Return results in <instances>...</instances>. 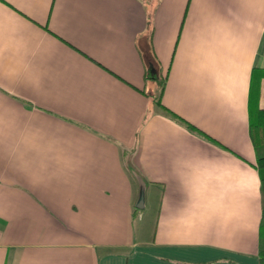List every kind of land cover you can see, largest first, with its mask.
<instances>
[{
  "label": "crops",
  "instance_id": "0c3cea01",
  "mask_svg": "<svg viewBox=\"0 0 264 264\" xmlns=\"http://www.w3.org/2000/svg\"><path fill=\"white\" fill-rule=\"evenodd\" d=\"M263 71L264 0H0V264H260Z\"/></svg>",
  "mask_w": 264,
  "mask_h": 264
},
{
  "label": "trees",
  "instance_id": "16d2710c",
  "mask_svg": "<svg viewBox=\"0 0 264 264\" xmlns=\"http://www.w3.org/2000/svg\"><path fill=\"white\" fill-rule=\"evenodd\" d=\"M264 72V71H263ZM147 78L152 80H157L158 85L160 86V92L154 95L153 102L158 105L164 112L179 120L180 122L184 123L186 126L190 128H194L192 124L185 121L182 117L178 114L170 110L167 106L162 103V94L166 85L167 76L159 77L156 73L148 74ZM264 78V73H263ZM259 93L255 96V102L258 103L259 101ZM250 137L254 144V147L257 151V166L260 170L261 175V182H262V198H263V208H262V217L260 221V228H259V263L264 264V108L257 106L253 113L252 118L250 120Z\"/></svg>",
  "mask_w": 264,
  "mask_h": 264
},
{
  "label": "snow or ice",
  "instance_id": "6c2138e0",
  "mask_svg": "<svg viewBox=\"0 0 264 264\" xmlns=\"http://www.w3.org/2000/svg\"><path fill=\"white\" fill-rule=\"evenodd\" d=\"M137 254V259L132 262V264H160L159 261H156L154 257L156 256H165L169 259H181L185 264H207L204 260H191L189 256L197 255L196 253H191L188 255H177L169 251L160 250V249H137L135 250ZM211 255H219L212 253ZM111 264H124V261L120 259H114L111 261Z\"/></svg>",
  "mask_w": 264,
  "mask_h": 264
},
{
  "label": "rangeland",
  "instance_id": "374dc122",
  "mask_svg": "<svg viewBox=\"0 0 264 264\" xmlns=\"http://www.w3.org/2000/svg\"><path fill=\"white\" fill-rule=\"evenodd\" d=\"M163 74L166 75V73H163ZM158 75H159V72H158ZM156 210H157V207L156 206H152V208H151L150 211L146 210L145 213H144L145 214V217H143L144 223L148 224V227H151L152 228L153 225H154V223H155L156 217H154V216L156 215ZM137 223L138 222L136 221V224ZM141 223L142 222H139V224H141Z\"/></svg>",
  "mask_w": 264,
  "mask_h": 264
}]
</instances>
